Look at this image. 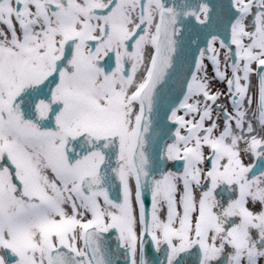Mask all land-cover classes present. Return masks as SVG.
I'll list each match as a JSON object with an SVG mask.
<instances>
[{"label": "snow or ice", "instance_id": "obj_1", "mask_svg": "<svg viewBox=\"0 0 264 264\" xmlns=\"http://www.w3.org/2000/svg\"><path fill=\"white\" fill-rule=\"evenodd\" d=\"M0 264H264V0H0Z\"/></svg>", "mask_w": 264, "mask_h": 264}, {"label": "rangeland", "instance_id": "obj_2", "mask_svg": "<svg viewBox=\"0 0 264 264\" xmlns=\"http://www.w3.org/2000/svg\"><path fill=\"white\" fill-rule=\"evenodd\" d=\"M218 87H221V88H222L223 86H222V85H218ZM221 102L223 103V102H225V101L222 100Z\"/></svg>", "mask_w": 264, "mask_h": 264}]
</instances>
